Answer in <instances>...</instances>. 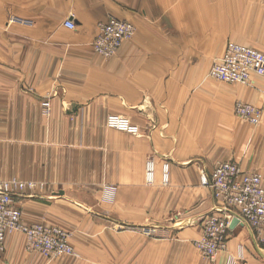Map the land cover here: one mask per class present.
<instances>
[{
    "label": "crops",
    "instance_id": "crops-1",
    "mask_svg": "<svg viewBox=\"0 0 264 264\" xmlns=\"http://www.w3.org/2000/svg\"><path fill=\"white\" fill-rule=\"evenodd\" d=\"M263 3L0 0V177L36 184L16 198L23 220L80 229L77 220L85 210L99 212L94 204L109 183L119 194L108 219L130 230L172 221L175 230L171 241L139 242L125 253L129 262H99L75 239L87 262H47L25 249L21 234L12 235L0 264H227L229 255L238 264H264V231L235 227L228 251L213 262L192 243L202 234L199 220L215 208L202 171L218 159L235 160L264 177V115L253 126L234 114L237 100L264 110L262 80L258 90L208 77L230 41L246 45L260 33ZM110 16L133 23L136 34L107 59L93 44ZM47 99L49 118L41 107ZM119 117L150 132L137 138L106 128ZM149 157L171 162L166 189L145 184Z\"/></svg>",
    "mask_w": 264,
    "mask_h": 264
},
{
    "label": "built area",
    "instance_id": "built-area-1",
    "mask_svg": "<svg viewBox=\"0 0 264 264\" xmlns=\"http://www.w3.org/2000/svg\"><path fill=\"white\" fill-rule=\"evenodd\" d=\"M66 25L71 29L75 27L72 21H68ZM134 35L135 27L131 23L111 17L106 23L99 26L98 35L93 44L94 49L98 54L109 59L115 56L124 42L132 39ZM210 77L221 83L252 85L256 78L264 79V52L244 44L230 42L223 56L213 64ZM262 92L264 94V88ZM43 107L48 112L50 104L44 103ZM234 110L237 118L250 125L256 126L262 121L263 110L253 104L238 101ZM117 128L130 134H139L137 127L126 122L120 121ZM219 170L221 173L220 181H215L213 185L209 186L214 190L216 187H222L221 191L227 193V188L233 181L225 179L226 176L236 177L238 172L235 167L223 164H219ZM169 171L170 166L164 164L162 170V183L164 186L170 183ZM155 174V162L149 161L146 166V179L149 183L154 182ZM255 182H258V180L252 182L253 186ZM202 183L208 186L206 180ZM247 185H249L248 181ZM35 186L33 182H23L17 178L4 180L0 177V256L5 252L6 239L13 233L23 234L27 240L28 249L47 258L61 255L73 256L74 249L70 245L69 236L65 231L57 227L28 225L23 221V213L16 203V198L26 190L34 189ZM217 196L223 197L220 193ZM230 201L239 207V205H244V201L248 200L235 192L232 194ZM250 202V204L244 205L241 214L246 217L244 219L249 224L262 229L264 225V191L256 189L255 192H252ZM205 226L206 237L197 244V247L205 255L212 256L218 247L224 246V234L227 235L230 222L225 221L224 223L220 218L214 217L207 220Z\"/></svg>",
    "mask_w": 264,
    "mask_h": 264
},
{
    "label": "rangeland",
    "instance_id": "rangeland-1",
    "mask_svg": "<svg viewBox=\"0 0 264 264\" xmlns=\"http://www.w3.org/2000/svg\"><path fill=\"white\" fill-rule=\"evenodd\" d=\"M111 17H114V16H110L108 18V20ZM115 18H117V17H115ZM117 19H119V18H117ZM119 20H121V19H119ZM122 21H126V20H122ZM126 22L131 23L130 21H126ZM131 24L134 26L133 23H131ZM260 24H261L260 33L254 34L253 38L249 37L248 38L249 43H246V46L252 47L253 45H255L253 47H257L256 49L259 48L258 50L264 52V27H263L264 26V3L262 4V8L260 11ZM65 27L72 30L66 24H65ZM135 34H136V27H135ZM134 37H135V35H134ZM132 39H130V40L132 41ZM252 39H253V41H256V43L252 42ZM127 41H129V40H127ZM230 42H233V41H230ZM235 43H238V42H235ZM250 44H253V45L250 46ZM218 60L219 59L215 60V62H217ZM215 62H213V64ZM213 64H212V66H213ZM212 66H211V68H212ZM211 68H210V70H211ZM210 70L208 72L209 78H211L210 77ZM259 80H262L263 86H264V79H255L253 81L252 85H242V86H249V87H256L257 88L258 87L257 82ZM224 84H227V83H224ZM230 85H234V84H230ZM263 86L258 87L260 90L258 88L257 89L262 92ZM238 101H243V100H237L236 102H238ZM236 102H235V104H236ZM243 102H245V101H243ZM44 103L50 104V108H49L48 112H46L45 108L43 107ZM246 103H249V102H246ZM235 104H234V107H235ZM250 104H252V103H250ZM255 106H257V105H255ZM41 107L43 110V115L46 116L47 118H49L51 116V102H50V100L47 99L45 101H42ZM258 107L263 110L262 107H260V106H258ZM234 114H235V110H234ZM263 115H264V110H263ZM235 116H236V114H235ZM120 121L129 123L130 125L137 127L139 129V134L134 135V134H130V133L118 130L117 125ZM153 122L154 121H151V128L155 127V126H153L154 125ZM105 126H106V128H108L110 130H114L116 132H120V133L129 135V136H133V137H137V138L146 135L147 131L150 132V128L145 131V130H143V128H141L139 125L135 124L134 122L122 119L120 117L118 120L106 121ZM149 161L155 162V165H156L155 180L152 183H149L146 179V166H147V163ZM164 164H168L170 166V171H169L170 183L167 186H164L162 183V170H163ZM219 164L233 166L236 168V170L238 172L236 177H233L231 175L226 176L225 179L233 181V183L228 186V188H227L228 192L227 193H224L223 191H221V189H223L222 187H218V188L216 187L214 190L212 187L209 186V185H213L215 181L219 182L221 179ZM157 176H159V182H157ZM144 178H145V184L147 186H149V187L158 186V188H160V189H166L171 184V162L169 160L164 159L161 162L157 163L155 158L149 157L145 163ZM17 179L20 180L19 178H17ZM4 180H9V179H4ZM205 180L207 181L208 186L203 185L202 182ZM256 180H258V182H255V184L253 186L252 182L256 181ZM20 181H23V180H20ZM200 181H201V185L203 187L208 188L211 191V194L213 195V198L215 200V208H213L212 211L205 214L199 220V225H200V229H201L202 234H201L200 238L193 240L192 243H193L194 247L198 250L199 254L201 255V257L204 260L213 262L216 260L218 254L225 253L228 251L229 238H230L231 232L235 229V228L234 229L230 228L234 219L242 220L240 225L246 226L250 231L256 233L257 235L262 234V232L264 231V225L262 226V229H258L256 227L252 226L251 224H249L244 219L246 217H243L241 214V213H243L242 208L244 207V205H248L251 203L250 201L252 199V192H255L256 189L264 191V177L260 172L246 170L245 168H243L241 166V164L239 162H237L235 160L218 159L214 162V166H213V169L211 172L207 173L205 171H202ZM247 181H248L249 185H247ZM23 182H29V181H23ZM157 183H159V184L157 185ZM35 188H36V186H35ZM34 189H28L25 192H27L29 190H34ZM217 190H219V191H217ZM247 190H249V191L247 192ZM235 192L241 194L244 198H247L248 201H244V205H239V207L236 204L232 203L230 201V199H231L232 194H234ZM24 193H22L21 196ZM219 193L223 196L222 198L217 196ZM118 194H119V186L118 185L109 184V183L103 184V186L101 187V190H100L99 202L97 204H94V206H96L97 211H99V212H96L93 214L92 211L87 212V210H85L86 212H84V213L81 211L83 213V215L80 217L79 220H77L78 225L81 227L80 229L74 228V227L70 228L64 224L51 223V222H48L46 220L37 221V222L33 221L31 223H28V222L26 223L23 220L28 225H42V226L57 227V228L65 231L69 236V238H68L69 243L74 249V255L73 256H67V255L62 256L61 255L58 257L47 258V257L39 254L38 252L30 251L27 247V240L23 234L13 233L9 236L21 234L24 238L23 243H24L25 249L29 253H31L32 255L36 256L38 259H43L47 262L53 261L56 259H61L64 257L72 258L74 260H81V258L83 257V262H87L84 260V259H86V258H84L85 256L80 255V253L78 252L79 250L78 249H77L78 251L76 250V248L72 242L73 239H75V244L83 250V251H81V253L85 252L86 254L89 255L90 258L93 257V259H99V262H129L130 260L125 258L124 255H125V253H127V254L133 253L134 249H136L139 242H143V240H147V242H163V241L173 240L172 236L175 235V230H172V231L170 230V227L172 226V221L164 223V225H162V226L156 225V224H151V222H148L149 223L148 225L135 226L136 228H131V230H130V229L123 228L125 226V224L123 223V220L108 219L107 208L110 206H113L115 204ZM214 217L220 218V220H222V222H224V223H225V221L230 222V227H229V231L227 232V235H226V233L224 234V239H223V245L224 246L218 247L212 256H208V255H205L203 251L198 249L197 244L199 242H202L204 240V238L206 237V226H205L206 221L209 219H213ZM237 226H239V225H237ZM237 226H235V227H237ZM91 245L93 246L92 249H94V250L90 249L92 247ZM96 246H97V248H96ZM240 254H241V252H240ZM239 259H241L240 256H239ZM234 260H235V258L233 256L229 255L227 257V264H238Z\"/></svg>",
    "mask_w": 264,
    "mask_h": 264
},
{
    "label": "water",
    "instance_id": "water-1",
    "mask_svg": "<svg viewBox=\"0 0 264 264\" xmlns=\"http://www.w3.org/2000/svg\"><path fill=\"white\" fill-rule=\"evenodd\" d=\"M235 226H237V219H234L233 220V222H232V224H231V229H234L235 228Z\"/></svg>",
    "mask_w": 264,
    "mask_h": 264
},
{
    "label": "bare ground",
    "instance_id": "bare-ground-1",
    "mask_svg": "<svg viewBox=\"0 0 264 264\" xmlns=\"http://www.w3.org/2000/svg\"><path fill=\"white\" fill-rule=\"evenodd\" d=\"M125 43V42H124ZM119 52V51H118ZM114 57V56H113ZM112 58V57H111ZM256 79H258V78H256ZM238 85H242V84H238ZM235 108V107H234ZM241 224V220L240 221H238V219H237V225H240Z\"/></svg>",
    "mask_w": 264,
    "mask_h": 264
}]
</instances>
